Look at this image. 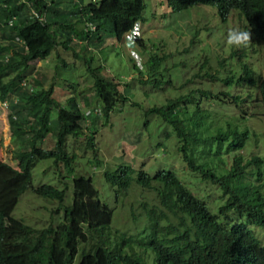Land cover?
<instances>
[{
	"label": "trees",
	"instance_id": "16d2710c",
	"mask_svg": "<svg viewBox=\"0 0 264 264\" xmlns=\"http://www.w3.org/2000/svg\"><path fill=\"white\" fill-rule=\"evenodd\" d=\"M165 5L171 13L207 6L212 19L221 23L232 11L244 13L249 17L252 39L264 42V0H166ZM145 8L146 0H0V100L11 101L13 94L24 97L9 105L11 131L21 144L14 158L17 168L0 163V264H240L244 261L240 236H254L250 226L264 227V159L255 154L260 141L240 110L243 100L236 93L246 88L252 93L247 66L250 52L248 47L228 48V55L219 60L221 68L214 69L204 47L194 48L199 43V29L190 46L179 51L182 55L196 51L189 58L199 66L197 72L173 87L181 91L190 84L188 91L146 108L144 115L155 114L169 126L182 162L219 195L213 200L214 209L191 194L175 171L150 174L143 167L121 163L103 173L115 196L127 195L135 182L144 190L155 191L159 200V206L144 205L148 224L135 237L111 233L112 210L100 201L92 177L84 174L73 175L72 203L46 227L36 228L12 215L30 186L35 162L52 159L55 166L62 163L72 169L76 156L67 150V138L79 137L85 128L92 131L91 123L99 116L93 112L85 115L75 96L66 105L60 104L53 96V85L47 90L40 81L29 78L32 62L46 59L59 47L72 51L84 60L92 77L102 117H109L125 103L141 108L119 90L113 77L103 73V66H92L88 50L94 47L103 52L108 38L120 43L125 35L131 36L135 25L146 21ZM32 10L43 19L35 18ZM131 42L142 48L146 68L140 70L131 58L132 67L140 76L147 74L143 83L153 88L172 85L168 73L179 72L187 62L184 58L167 68L170 53H151L138 37ZM195 77L207 80L199 86ZM80 99L85 104L88 101L85 94ZM230 107L238 112L227 116ZM53 109L57 111L55 141L44 149L41 143L53 131L49 128ZM88 143L94 148L92 136ZM95 162L100 164L99 159ZM32 191L48 200L64 199V190L49 184ZM60 210L53 212L59 214ZM251 245L256 253H264L259 239Z\"/></svg>",
	"mask_w": 264,
	"mask_h": 264
},
{
	"label": "rangeland",
	"instance_id": "374dc122",
	"mask_svg": "<svg viewBox=\"0 0 264 264\" xmlns=\"http://www.w3.org/2000/svg\"><path fill=\"white\" fill-rule=\"evenodd\" d=\"M165 1L146 0L144 11L146 21L139 22L134 31L137 32V37L143 40L144 45L151 53L160 54L165 51L171 54L165 64L167 68H170L175 62L187 59L185 66L178 68L179 72L174 69L168 73L173 84L156 89L150 84L143 83L147 74L140 76L132 67L133 62L130 59L134 60L140 70H144L146 68L145 55L139 44L129 41V34L125 35L126 37L124 36L120 43L113 38H108L103 45V52L89 47L88 52H91L89 56H91L92 66H103V73L113 77L119 84V90L126 92L125 94L131 98V102L140 103L141 108L125 103L123 107L111 112L109 117L105 118L99 114L94 125L91 123L94 126L92 131L85 128L79 137H68L67 150L76 156L72 169L64 168L62 163L57 167L52 159L36 161L31 169L30 186L21 194L12 211L14 217L36 228L46 227L51 218L52 220L58 219L63 211L62 208L72 203L73 175L84 174L92 177L100 201L112 210L109 226L111 233L114 235L124 233L126 236L135 237L148 224L145 207L159 206V200L155 191L144 190L135 182H132L127 195L115 196L113 188L106 182L103 173L105 170H113L121 163L129 164L133 168L143 167L150 174L162 169L175 171L191 194L202 197L204 201L208 202L211 209L215 208L213 200L217 194L212 187L206 186V183L202 182L182 162L177 151L174 134L169 126L165 125L155 114L145 116L144 110L153 105L164 103L166 98L179 95L178 92L184 94L188 91L189 87L187 88V86L190 84L181 91H177L173 87H178L185 79L192 78L199 68L193 59L189 58L195 56L193 52L196 51L191 52V55L179 53L190 46V40L197 29L199 30L196 41L199 43H195L194 48L203 46L204 51L211 56V60L214 62L215 53L226 55L224 47L226 46L227 30L234 26L240 27L241 22L234 13L227 22L221 23L212 19V10L209 7L200 5L179 13H171L166 7ZM65 6L64 3L63 8ZM207 27L209 29L213 27L212 31H207ZM220 29H222L221 35L217 33L220 32ZM78 52L84 53L81 49H78ZM255 59H258L259 66H264L263 49ZM30 74L29 78L32 76L31 78L41 82V88L48 90L53 85V96L60 104L66 105L67 99L70 96H75L84 111L100 105V100L93 94L92 77L86 69L84 60L75 57L72 51H64L61 47L53 50L46 59L32 62ZM8 78L10 77L5 80ZM194 80L201 86V81L207 79L195 77ZM83 94L88 99L86 104L84 100L80 99ZM21 98L24 99L23 95L13 94L11 101L8 100V102L16 104ZM9 114L10 109H5L0 104V134L2 135L0 160L15 166L17 161L13 158L21 149V144L10 131ZM91 119L94 117L92 116ZM49 120L53 123L51 126L49 125L53 131H50L41 143L44 149L51 148L55 141L53 135L57 121L56 109L49 113ZM88 124L90 125L89 122ZM10 136L11 140H9ZM90 136H92L94 148L90 146V142L88 143ZM95 156L100 160L99 165H96L95 162L98 159H93ZM42 184L63 189V201L48 200L36 195L32 189ZM58 207L61 208L59 214L53 212ZM82 246L88 248L89 244ZM137 251L141 254L143 252L142 249H137ZM78 260L79 254L76 256V261Z\"/></svg>",
	"mask_w": 264,
	"mask_h": 264
},
{
	"label": "clouds",
	"instance_id": "9594fccd",
	"mask_svg": "<svg viewBox=\"0 0 264 264\" xmlns=\"http://www.w3.org/2000/svg\"><path fill=\"white\" fill-rule=\"evenodd\" d=\"M251 3H249V5ZM234 13H236L237 18L241 22L240 27L234 26L227 30L226 41H225L226 46L224 47L226 55H220V54L215 53L214 62H212L211 56L209 55L210 65L214 69L221 68L219 64V60H221L222 57H226L228 55V48L242 49V48L248 47L247 50L250 52V56L247 61L248 62L247 66H248V70L251 72V75H249V77L252 78V84H250V89L252 90V93L248 92L249 89L247 88L242 89V91L237 90L236 93H238L240 95V99L243 100L239 108L242 111V113L246 116V118L248 119V124L253 128V131L256 133V137L260 141L259 142L260 146L255 147V154L259 153L260 157L264 159V100L261 97V95L264 97V66H259V64H257L258 59H255V57L259 56L261 49L264 50V42L263 43L257 42L252 39V33L250 29L247 28L249 17L248 16L245 17L244 13L239 14L238 11H232L226 17L227 18L226 22L230 19V16ZM136 25L131 31L132 35L129 36V41H131L132 39L138 36L137 32L134 31L136 30ZM245 27L247 29H245ZM212 29L213 27L210 29V31H212ZM217 33L221 35L222 29H220V32H217ZM218 39L220 40L221 38H218ZM0 104L2 107H5V109H7L9 108L10 103L8 102L7 99H5L3 101L0 100ZM230 111L231 113H227L228 114L227 116L233 115L235 112L236 113L238 112V110L235 109L234 107H230ZM84 112H85L84 113L85 115H88L92 112L95 115H99L100 108L99 107H94L92 109L88 108ZM226 112H227V109H226ZM8 121H9V116H8ZM9 128L11 131L10 124H9ZM1 137L2 135L0 134V144L2 142ZM9 140H11V136L9 137ZM14 158L13 160H15ZM0 163H6V162H3L0 160ZM11 166L14 168H17V163L15 166L14 165H11ZM222 202H223V198H222ZM261 205L264 210V203L262 202ZM250 229L254 236L247 235V234L240 236V243L242 245V249L240 252H241V255H243L244 257V261L241 262L240 264H264V255L262 256V254L264 253H256L252 249V245H251V242L255 239H259L262 243H264V227L263 226H250ZM258 233H260V235H258Z\"/></svg>",
	"mask_w": 264,
	"mask_h": 264
},
{
	"label": "built area",
	"instance_id": "2783aa9c",
	"mask_svg": "<svg viewBox=\"0 0 264 264\" xmlns=\"http://www.w3.org/2000/svg\"><path fill=\"white\" fill-rule=\"evenodd\" d=\"M32 15L35 17V18H38L40 20H42L43 18L39 15V13L37 11H34L32 10Z\"/></svg>",
	"mask_w": 264,
	"mask_h": 264
}]
</instances>
